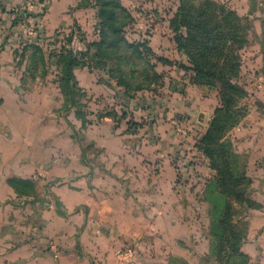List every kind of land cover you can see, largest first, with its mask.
<instances>
[{
  "label": "rangeland",
  "instance_id": "374dc122",
  "mask_svg": "<svg viewBox=\"0 0 264 264\" xmlns=\"http://www.w3.org/2000/svg\"><path fill=\"white\" fill-rule=\"evenodd\" d=\"M24 1L6 9L9 11ZM45 1L43 4L35 3L29 15L43 14ZM104 1L80 0L70 8L71 11L79 6L91 7L86 12L84 27L74 18L69 25L60 26L49 34L42 35L37 31L36 36L31 37L18 26L15 28L14 63L8 69L19 76L21 91L28 92L25 105L32 110L38 109L35 116L39 120L36 121L38 125H43L45 138V144H40V155L46 160L44 166L35 169L30 177L16 176L31 181L33 190L30 185L20 181L17 185L23 194L15 192L17 198L13 201L17 204L22 201L34 204L39 195H44L45 200L49 197L54 199L53 194L46 191L52 185L70 187V180L86 176L92 170H113L121 175L122 185L116 186L110 180L108 186L110 190L120 187L123 192L116 196L115 201L120 209L119 224L123 226L121 247L131 248L132 264H250L248 257L235 253L247 234L248 210L262 206L251 197V184H246L244 180L240 188L252 199L253 207L246 206L240 195L228 197L229 209L225 212V224H222L223 234L219 242L212 234L209 203L204 191L205 184L217 172L222 174V171H230L236 176L246 173L248 154L244 148L238 149L236 142L240 140L244 143L247 134L258 131L248 128L264 123V60L261 59V54L264 59V34L254 31L251 23L255 15L249 16L244 10L248 2L214 0L234 10L245 26V42L235 44L234 50H227V54L232 53L237 59V74L232 81L245 91V95L239 96L226 84L225 77L218 73L216 67L214 73L201 72V76H196V66L190 62L185 51L177 50L171 39L174 36L171 30L172 46L166 48L170 53L164 56L152 50L163 58L162 62L152 59L156 72L154 81L141 88L130 84L127 87L119 85L106 65L95 61V48L92 46L94 41L99 40L102 28L100 17L107 18V41L114 42L117 35V20H112L107 10L100 12ZM177 1L151 0L149 5L136 4L134 8L141 11L142 15L137 16L136 13L132 16V21L123 28L124 36L128 41L145 39L149 43L152 28L162 29L163 25L169 27L168 19L177 8ZM189 1L197 6L203 0ZM254 7L256 14L263 12L264 0L258 1ZM251 26L253 32L250 31ZM68 49L73 51L70 78L72 100L64 93L63 66ZM103 59L109 65L116 60L112 57ZM131 61L132 58H129V63ZM219 66L224 68L222 63ZM203 75L206 82H200ZM32 110L29 111L32 113ZM144 111L145 116H140ZM176 120L180 121L183 132L176 129L173 122ZM212 124L221 127L216 130V136L211 141L217 142L221 135L219 143L224 147L223 154L228 155L227 161L220 152L213 168L200 144ZM53 134L59 140L55 144H48ZM81 149L84 150L88 165L82 162ZM155 155L170 160L176 197L184 204L193 203L197 206L185 211V215L196 217L199 226L181 225L175 220L174 212H167L168 217L162 213L156 222L158 211L155 212L149 205L155 197L151 191L152 179L143 177L159 169L152 162ZM196 161L201 162L199 165L203 170L193 166ZM204 171L210 174H207L200 192L201 188L195 190V186L203 180L194 179L193 176L198 172L206 175ZM217 189L223 187L218 184ZM189 190H192L191 194ZM30 206L31 221L36 219L38 207L36 204ZM58 213L62 214L60 207ZM11 215L15 220L19 218L18 215ZM12 227L15 230L14 224ZM198 231L204 239L201 240L203 244L196 245L193 241ZM178 247L186 248L187 255L177 254ZM193 250L203 254L194 258Z\"/></svg>",
  "mask_w": 264,
  "mask_h": 264
},
{
  "label": "crops",
  "instance_id": "0c3cea01",
  "mask_svg": "<svg viewBox=\"0 0 264 264\" xmlns=\"http://www.w3.org/2000/svg\"><path fill=\"white\" fill-rule=\"evenodd\" d=\"M20 1L0 0V264H123L117 254L123 246V226L119 224L120 209L115 201L116 196L123 192L120 187H112L110 190L108 186L110 180L116 186L122 185L120 179L122 177L116 171L92 170L86 176L70 180V187L52 185L50 190L46 189V191L53 194L54 199L49 197L45 200L44 195L43 197L39 195L34 204L29 201L17 204L13 201L16 197L15 191L7 183V178L11 176L28 178L35 169L44 166L46 160L40 155L42 152L40 144L42 146L45 144V138L43 125H38L36 121L38 118L35 115L38 109L32 110L25 105L28 92L21 91L19 76L8 69L14 63L12 52L16 46L17 26L12 14L6 8ZM79 1L46 0L45 12L33 16L39 28L38 32L42 35L49 34L60 26L69 25L70 20L74 18L80 25L86 26V12L91 7L79 6L70 11V8ZM229 1L248 2L247 7L244 8L245 12L249 16L255 15L251 25L253 24L255 32L264 34V10L256 14L254 7L261 0ZM120 2L134 17L136 13L137 16L142 15V12L134 6L142 3L149 5L151 0H120ZM178 2L179 0L177 5ZM252 26L251 32H253ZM170 32L166 25H163L162 29L152 28L148 43L152 50L167 56L170 52L166 48L172 46ZM261 59L264 60L262 54ZM36 93L40 92L36 91ZM29 110H32V113ZM139 115L145 116V111ZM255 128L258 130L257 133L247 134L244 143L236 140L237 148H244L248 154L246 175L252 180L250 195L262 204L259 209L248 210L247 234L240 248L249 258L250 264H264V123L260 126L252 125V128L248 129ZM236 130L237 127L235 134H237ZM39 138H41L40 142ZM49 138L48 144H55V141L59 140L54 134ZM82 150V162L88 165L82 158ZM152 162L159 169L148 172V175L146 173L143 177L149 176L152 179L151 191L155 197L149 205L152 210L158 211L156 222L158 223V217L161 218L162 213L168 217L167 212H174L175 220L181 225L197 226L198 224L199 226L196 217L185 215V211L195 209L197 206L193 203L184 204L176 197V190L174 191L171 180L174 173L170 160L155 155ZM199 163L201 165V162L196 161L193 166L203 170ZM204 173L206 175L200 172L192 175L194 179L203 180L202 183L196 180L198 183L196 189L194 186L193 189L201 188L200 192H202L206 176L210 174L209 171ZM192 190L188 193L191 194ZM56 200L60 206L56 205ZM35 204L38 207L37 217L30 221V205L35 206ZM58 207L62 210V214L58 213ZM11 214L18 215L19 218L15 220ZM13 224L16 226L15 230ZM195 238L194 244H203L201 240L204 237H200L199 231L196 232ZM178 249L177 254L187 255L186 248L178 247ZM173 252L172 249L171 254ZM201 254L203 253L195 250L193 255L194 258H199Z\"/></svg>",
  "mask_w": 264,
  "mask_h": 264
},
{
  "label": "trees",
  "instance_id": "16d2710c",
  "mask_svg": "<svg viewBox=\"0 0 264 264\" xmlns=\"http://www.w3.org/2000/svg\"><path fill=\"white\" fill-rule=\"evenodd\" d=\"M95 2H101V0H95ZM106 10L109 12L112 20H117L118 31L114 42H108V34L105 31L107 18L100 17L99 24L102 28L99 31V40L92 43V46L95 48V61L106 65L110 75H113L117 83L124 87L130 84L134 85L135 88H141L153 82L156 72L152 59L162 62V56L156 55L145 39L136 42L127 40L124 36L123 28L132 21L133 17L128 8L120 0L104 1L100 12ZM100 12L98 15H100ZM168 25L174 33L173 38H171L177 50L185 51L190 62L196 66V76H201V72H205V74L214 73L216 67L218 73L225 77L226 84L230 86L234 94H238L239 96L245 95V91L232 81V78L237 74L235 70V66L238 65L237 59L232 53L227 54L228 49L234 50L235 44H241L246 40L245 26L242 23L241 17L234 10L225 8L221 3L214 0H203L197 6L189 0H179L177 8L168 19ZM68 39L70 40V37ZM66 53L63 66L64 93L67 98L72 100L70 96V78L72 76L71 61L73 51L68 49ZM104 57H112L116 58V60L113 64L109 65L103 59ZM128 57L132 58L130 63ZM221 63L224 65V68L219 66ZM200 82H206L204 75ZM220 127L219 125L212 124L200 141L202 151L209 158L212 168L214 167L213 163H215L216 156L220 152L224 153V147L219 143L221 135L217 142L213 143L211 141L216 136V130L220 129ZM71 128L75 132L72 126ZM223 156L228 161V155L223 154ZM82 158L84 159L83 150ZM222 172V174L217 172V175L205 184L204 190L205 198L209 203L212 234L218 242L223 234L222 224H225V212L229 209L228 197L233 194H236V196L240 195L246 206L253 207L251 203L252 199L247 197L244 190L240 188V184L244 180L246 184H251V178L245 172L239 176L230 171ZM20 181L25 182L24 184L26 185H30L31 188L33 187L31 181L28 179L16 176L7 178V183L14 191L23 194V190L17 185V183L20 184ZM218 184L223 189L218 190ZM232 191L234 193H231ZM55 203L57 206H60L57 200ZM235 254L247 258V255L241 251L240 247Z\"/></svg>",
  "mask_w": 264,
  "mask_h": 264
},
{
  "label": "built area",
  "instance_id": "2783aa9c",
  "mask_svg": "<svg viewBox=\"0 0 264 264\" xmlns=\"http://www.w3.org/2000/svg\"><path fill=\"white\" fill-rule=\"evenodd\" d=\"M43 0H25L22 4L15 5L10 8L9 12L12 14L13 19L15 21L16 26L21 28L29 37L36 36L38 31V25L35 22V19L29 15V10L31 7L37 3L42 2ZM175 127L178 131L183 132L181 127V123L179 120L173 121ZM118 257L121 259L123 264H132L131 255L132 250L131 248H120L117 251ZM130 256V257H129Z\"/></svg>",
  "mask_w": 264,
  "mask_h": 264
}]
</instances>
